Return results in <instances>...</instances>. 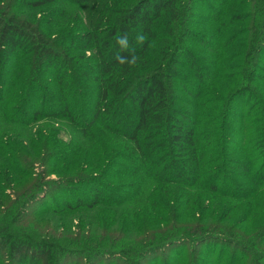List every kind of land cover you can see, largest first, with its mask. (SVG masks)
I'll use <instances>...</instances> for the list:
<instances>
[{"label": "trees", "instance_id": "trees-1", "mask_svg": "<svg viewBox=\"0 0 264 264\" xmlns=\"http://www.w3.org/2000/svg\"><path fill=\"white\" fill-rule=\"evenodd\" d=\"M93 2L0 0V264H264V0Z\"/></svg>", "mask_w": 264, "mask_h": 264}, {"label": "rangeland", "instance_id": "rangeland-1", "mask_svg": "<svg viewBox=\"0 0 264 264\" xmlns=\"http://www.w3.org/2000/svg\"><path fill=\"white\" fill-rule=\"evenodd\" d=\"M102 2V0H94V2L92 3V4H90V6H87L86 8H84V9H80V10H78V13L80 14V15H82V16H84L85 14V17L87 16V11L90 9V10H95V9H97L98 8V6H99V4ZM92 6V7H91ZM11 11H13V12H17V13H21L22 14V16L21 17H23V18H26V19H28V14H27V12H25V10H22V11H19V10H17V9H12ZM203 11H199V16H198V18L196 19V22H197V24H201V25H198L195 29H196V31L197 32H202V30L204 29V27L205 26H207V24H204V23H202V14H205V13H202ZM32 13H34L33 14V18L34 19H38L39 17H40V15H42V13H38L37 11H32ZM204 32V31H203ZM200 35H202L203 33H199ZM52 179H55V177H51ZM55 195H50L48 198H46L43 202H41V204H39V205H37L36 207H41V206H44V205H49L50 203H52V201L54 202V201H56L57 199L56 198H54V199H52L53 197H54ZM89 220V218H84V220L82 221V223L83 224H86L87 223V221ZM88 236L87 237H90L91 235H89V234H87ZM205 262L207 261V260H204Z\"/></svg>", "mask_w": 264, "mask_h": 264}, {"label": "clouds", "instance_id": "clouds-1", "mask_svg": "<svg viewBox=\"0 0 264 264\" xmlns=\"http://www.w3.org/2000/svg\"><path fill=\"white\" fill-rule=\"evenodd\" d=\"M146 37L142 34H137L136 36V42L137 44H143ZM116 44L119 46L120 51H129V56H122L118 52L115 59L120 65L127 64L128 66H133L137 63L139 60V57L135 53V48H130L129 42H128V36L125 33L124 35L118 36L116 38Z\"/></svg>", "mask_w": 264, "mask_h": 264}]
</instances>
